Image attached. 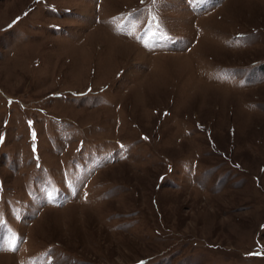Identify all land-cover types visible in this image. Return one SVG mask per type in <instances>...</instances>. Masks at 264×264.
Segmentation results:
<instances>
[{"label": "rangeland", "instance_id": "1", "mask_svg": "<svg viewBox=\"0 0 264 264\" xmlns=\"http://www.w3.org/2000/svg\"><path fill=\"white\" fill-rule=\"evenodd\" d=\"M0 138V264H264V0H0Z\"/></svg>", "mask_w": 264, "mask_h": 264}, {"label": "snow or ice", "instance_id": "2", "mask_svg": "<svg viewBox=\"0 0 264 264\" xmlns=\"http://www.w3.org/2000/svg\"><path fill=\"white\" fill-rule=\"evenodd\" d=\"M0 141H2V138H0ZM50 197H51V199H55V197L54 196H51V194H50ZM19 242H21V241L17 238V243H13L11 245V247L7 248V250L16 251L17 248H18V243ZM0 250H6V249L3 246H0Z\"/></svg>", "mask_w": 264, "mask_h": 264}]
</instances>
